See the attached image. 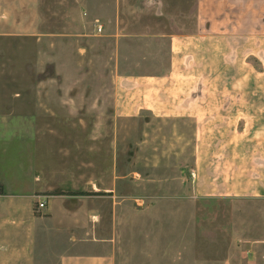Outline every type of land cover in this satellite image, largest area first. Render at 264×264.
Masks as SVG:
<instances>
[{"label":"rangeland","instance_id":"rangeland-1","mask_svg":"<svg viewBox=\"0 0 264 264\" xmlns=\"http://www.w3.org/2000/svg\"><path fill=\"white\" fill-rule=\"evenodd\" d=\"M196 5L0 0V182L78 181L61 190L91 201L116 264H264V198L235 186L264 159V78L246 70L264 57L188 42ZM67 239L40 237L36 263Z\"/></svg>","mask_w":264,"mask_h":264},{"label":"crops","instance_id":"crops-1","mask_svg":"<svg viewBox=\"0 0 264 264\" xmlns=\"http://www.w3.org/2000/svg\"><path fill=\"white\" fill-rule=\"evenodd\" d=\"M196 9L199 33L189 34L188 42L217 41L221 44V51L225 48V57L234 43L235 46L248 43L250 46L246 49L250 50L246 55L242 54L240 47L230 53H235L236 58H246L249 64L256 56L264 57V0H197ZM179 42L178 38L173 39V46ZM240 68V74L249 70L257 75L252 77L251 86L259 89L264 71L255 66L244 71L243 67ZM224 74L227 72L221 73L220 84L227 88ZM259 102V97H253L251 105L256 106ZM261 118H264V113L257 118L253 116L252 120L264 121ZM257 161L259 163L253 160L247 163L246 168L243 167L247 173L245 180L242 170L236 175L237 195L264 198V159ZM79 184L78 181L34 178L30 190L19 192L9 188L8 183L0 182L3 185L0 194V264H37L36 243L40 237L47 234L50 238L54 233L63 234L66 239L70 235L67 239L70 250L65 247L66 251L58 256L59 264H116V248L112 241L96 236L99 212L91 207V201L81 195L69 194L67 189L61 190L63 186ZM40 202H46L45 208H39Z\"/></svg>","mask_w":264,"mask_h":264},{"label":"built area","instance_id":"built-area-1","mask_svg":"<svg viewBox=\"0 0 264 264\" xmlns=\"http://www.w3.org/2000/svg\"><path fill=\"white\" fill-rule=\"evenodd\" d=\"M45 206H46V202H40L39 203V208L43 209V208H45Z\"/></svg>","mask_w":264,"mask_h":264}]
</instances>
